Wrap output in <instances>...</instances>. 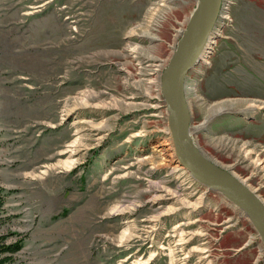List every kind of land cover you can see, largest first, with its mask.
Segmentation results:
<instances>
[{
	"label": "rangeland",
	"instance_id": "374dc122",
	"mask_svg": "<svg viewBox=\"0 0 264 264\" xmlns=\"http://www.w3.org/2000/svg\"><path fill=\"white\" fill-rule=\"evenodd\" d=\"M198 4L0 0V235L23 239L17 264H132L152 253L148 264H168L158 246L182 220L197 234L187 248L206 250L202 264H264L242 209L153 155L157 142L174 147L162 76ZM224 7L207 59L186 76L188 136L264 200V171L245 158L264 160V104L252 103L264 102V0ZM77 131V160L65 170ZM46 165L54 167L43 173ZM151 182L201 203L174 204ZM121 205L129 208L114 212ZM152 218L159 235L119 244L127 222L141 229Z\"/></svg>",
	"mask_w": 264,
	"mask_h": 264
},
{
	"label": "water",
	"instance_id": "95a60500",
	"mask_svg": "<svg viewBox=\"0 0 264 264\" xmlns=\"http://www.w3.org/2000/svg\"><path fill=\"white\" fill-rule=\"evenodd\" d=\"M220 0H199L189 27L162 76V89L168 104L169 129L177 159L201 184L222 192L250 218L264 242V207L260 200L228 170L212 163L188 139L190 111L185 80L198 62L218 15Z\"/></svg>",
	"mask_w": 264,
	"mask_h": 264
},
{
	"label": "bare ground",
	"instance_id": "6f19581e",
	"mask_svg": "<svg viewBox=\"0 0 264 264\" xmlns=\"http://www.w3.org/2000/svg\"><path fill=\"white\" fill-rule=\"evenodd\" d=\"M161 1H165V0H161ZM226 4H225V6H226ZM226 9L227 8L224 7L220 10V6H219L218 14L221 12V14L223 15V19L225 18L224 14L226 13ZM217 17H218V15H217ZM217 23L218 22H216L214 24L212 31L209 33L208 37L206 38V45H205L203 51L201 52L200 57H202V59H204V60L207 59V57L204 58V56L208 55L205 52L209 51V49L211 48V43H214V40H212V38H213L214 33H217L214 29L216 27ZM184 88H185L184 90H185V94H186L187 86L185 85ZM252 103H255V104L260 103L261 105L264 104V102H258L256 100H253ZM229 104H230V102L226 103V105H229ZM225 107H226L225 105H220V106L216 107V110H222V109H225ZM80 138L81 137L79 135V131H77L76 139L74 138V140L70 144H68L67 145L68 147L65 149V151H68V153H69L68 160H66L62 164V167L65 170L71 169L76 163L77 159L75 158V154L78 152L77 146H78L79 142H81ZM188 139H190L189 136H188ZM168 144L169 143H167V142L166 143L165 142H157L154 146L155 149H154L153 155L155 156V159H161L162 160V165L166 166L170 170L172 175H175L177 173L180 174L179 171H180V169L181 170L183 169V166L179 162V160L176 159L177 156L175 154L174 147H172V145L166 146ZM241 148H245V146L243 145V147H241ZM245 152L246 151H244V153ZM250 153H251V151H247L245 153V158H247L249 161H251V164L254 165L256 170L264 171V160L263 161L259 160V156H261V154L260 155L257 154L256 155L257 159L252 160ZM174 154L176 157L174 156ZM151 160L152 159H150V158H141V159L137 160V162L141 165V164H147V162H149ZM53 167H54L53 165H46L45 169L43 170V173H47ZM185 174H186V171L183 169V171L181 173V175L183 177V181H186V180L191 181L190 178H192V176H189L188 177L189 179H188V178H186ZM244 182L240 181V183L242 185L244 184ZM150 184H151V188H154L155 190H159V191H164L166 194H168V196H170L173 199L174 204L179 203L178 205L198 206V204L201 203V199H202L201 196L198 198H194L193 197L194 192L184 193V187H181L183 190V191L182 190L181 191L184 193L183 194L184 197H180V195H179V192H181L180 190L172 191L168 187L160 186L159 183L151 182ZM253 191L254 190L252 189V191H250V193H252V194L255 193ZM254 196H256L259 199V197L257 195H254ZM160 197L161 196H155L154 200L157 201ZM260 202L262 203V205L264 207V200L261 199ZM128 208L129 207H127V206L121 205L114 212L121 213V212H124ZM176 209L177 208L169 206V207H167L166 212L170 213V212L176 211ZM153 219L154 218L147 220V222L141 226V229L137 228L136 224L134 222H132V221L127 222L126 229L120 235L119 244L121 246H125L130 240H132L134 238H138V237L152 238L155 235H159V233H160L159 222L155 221ZM190 224H192L191 221H186V220L180 221L172 230H170L167 233V235L164 237L163 241L160 243V246H158V253L163 254V256L165 255L167 257L168 264H202V263H204L205 256L201 255V253H204L206 251L204 248H200V247H189V248H187V246L190 244V242L193 241L194 236L197 235L194 232H190V231L185 230L186 229L185 227H187ZM160 237H161V235H160ZM167 237H169V238L176 237L177 240H174V239L169 240V239H167ZM166 240H169V241H166ZM155 251L157 252V250H155ZM154 256H155V253H152L148 259H146V260H144L143 258L136 259V260H133L132 264H148L153 259ZM193 256H196V258H195L194 262H191V258Z\"/></svg>",
	"mask_w": 264,
	"mask_h": 264
},
{
	"label": "trees",
	"instance_id": "16d2710c",
	"mask_svg": "<svg viewBox=\"0 0 264 264\" xmlns=\"http://www.w3.org/2000/svg\"><path fill=\"white\" fill-rule=\"evenodd\" d=\"M9 239L8 235H0V264H17L16 254L24 247L23 239Z\"/></svg>",
	"mask_w": 264,
	"mask_h": 264
}]
</instances>
